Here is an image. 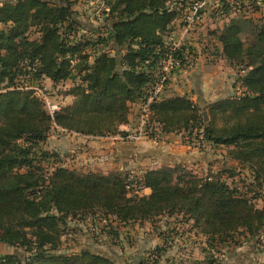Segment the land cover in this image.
I'll list each match as a JSON object with an SVG mask.
<instances>
[{
	"label": "trees",
	"instance_id": "obj_1",
	"mask_svg": "<svg viewBox=\"0 0 264 264\" xmlns=\"http://www.w3.org/2000/svg\"><path fill=\"white\" fill-rule=\"evenodd\" d=\"M102 1L104 19L88 31L93 37L78 34L72 0L0 1V243L23 250L0 255V264H117L87 249L60 253L65 226L86 217L105 227L180 217L213 250L238 235L263 239L264 20L227 17L220 28L208 30L215 43L211 54L238 69L241 95L204 107L184 96H165L150 105V122L164 135L180 134L199 150L204 144L229 148L257 187L250 197L219 174L199 176L182 165L135 174L133 183L149 189L148 195L127 190L130 173H81L58 164L51 172L43 169L40 160H48L47 153L35 151L52 128L93 138L125 135L119 126L128 122L131 104L145 100L158 63L170 50L178 0ZM256 2L222 0L213 17L245 7L259 10ZM44 80L53 86L70 82L61 95L72 102L53 116L37 95ZM161 251L155 248L133 264H157ZM163 264L224 263L209 255Z\"/></svg>",
	"mask_w": 264,
	"mask_h": 264
},
{
	"label": "rangeland",
	"instance_id": "obj_2",
	"mask_svg": "<svg viewBox=\"0 0 264 264\" xmlns=\"http://www.w3.org/2000/svg\"><path fill=\"white\" fill-rule=\"evenodd\" d=\"M203 1L204 5L200 9H197L198 11L193 15V8ZM234 1L246 5L251 0ZM72 2L73 16L80 25L78 34L90 37L91 33L88 31L97 27L104 19L105 6L103 1L72 0ZM256 5H258L259 10L255 11L254 8L247 10L246 7L240 12L231 10L227 13L226 17L222 18L223 16L220 15L213 17L214 11L220 9L221 6L218 0H178L174 4L179 12V17L175 21L178 27L176 26L174 31L179 30V33L177 32L179 35L175 37L176 34H174L173 40L180 43L181 48L185 50L187 47L188 50L190 48L192 50V57L197 58L198 54H201L205 59L204 65L206 63L211 64L210 66L220 64L219 62L222 58L211 54L215 43L213 38L208 35V30L220 28L224 20H227V17L251 19L255 23L264 20V0L257 1ZM187 21L191 23L190 31L188 32L185 31L186 27H182L184 22L186 23ZM172 31L173 28H171ZM180 32L183 33L182 36ZM91 36L93 37L94 34H91ZM243 40L246 43L251 40L248 33H244ZM187 43L191 44L192 48ZM213 59L216 63H213ZM219 67L221 65L215 66V69ZM237 70L234 69L235 82L238 77ZM235 82L233 83L232 94L230 96L238 95L236 91L237 84ZM68 85L69 82H63L59 84L58 88L53 89L52 86L41 83V89H38L37 95L43 101V104L44 99L48 98L50 101H56L62 107L69 102L68 99L61 95L68 89ZM52 132L56 135L55 128H52ZM58 136L56 139L65 137L67 144L65 148L53 150L55 148L49 147L50 145L47 144V141L41 145V148H36V156L39 153H47V158H49L48 160H40L43 169L51 172L52 168L58 164L81 173L82 171L87 172V168L83 162L84 159L80 156L83 147H85L83 146V142H81L83 141L82 138L76 136L70 139L71 136L66 133H59ZM221 150L222 152H219V154L222 156L220 158L222 163H219L217 166L212 165L213 168L211 169L207 167L202 170L197 169L198 175L204 176L207 173L211 175L219 174L227 183L250 197L257 190L256 185L252 182L250 172L247 168L238 165L231 159L229 148L224 147ZM52 155H56L57 158L55 159ZM233 170L234 174L231 176L230 174L233 173ZM124 173H130V170L128 172L124 171ZM255 206L260 207L261 201H255ZM112 223V225L110 224V226L105 227V223L98 222L97 219L91 221L87 217L82 220L69 221L67 226H65V234L61 239L60 253L69 255L78 253L81 249H87L109 257L117 264H133L141 259L146 260L149 253L157 248L159 251L162 249L157 259L160 262L157 264H163L165 259L175 262L202 260L209 255L216 257L224 264H264V238L258 241L248 236L238 235L234 243L224 245L220 250H213L207 248L205 238L199 231L191 229V224L186 223L180 217H158L153 222H143L141 224L134 222L127 225H115V222ZM21 253H23V250L20 248L0 243V255ZM24 255L27 254L24 253Z\"/></svg>",
	"mask_w": 264,
	"mask_h": 264
},
{
	"label": "crops",
	"instance_id": "obj_3",
	"mask_svg": "<svg viewBox=\"0 0 264 264\" xmlns=\"http://www.w3.org/2000/svg\"><path fill=\"white\" fill-rule=\"evenodd\" d=\"M176 26L175 22L172 26L173 31L171 32L172 36L176 34L175 37L179 35V30L174 31ZM182 34L183 33L180 32L181 36ZM187 44L190 47L192 46L189 43ZM217 48L220 49L218 45ZM196 60L197 63L192 71L178 72L172 76L165 95L168 97H187L199 107H204L207 104L213 103L221 97L230 96L236 77L234 69H232L224 59H221L219 62L220 64H214V66H210L211 64L207 63L204 65L203 62H205V59L201 54H198ZM213 63L216 62L214 61ZM217 65H221V67L215 69ZM193 75L194 77H192ZM43 83L52 86L53 89L59 86V84L53 86L49 80H44ZM65 98L69 100V102L66 103L69 105L72 102V97L65 96ZM137 108L138 105L134 103L131 104L128 122L119 126V131H133L136 129ZM55 130L56 135L53 134L51 129L46 140L47 144L50 145L49 147L55 148L53 150L65 148L67 145L65 137L56 139L59 137V133L62 134V131L58 128H55ZM70 136V139L78 136L83 140L81 142H83V146L85 147H83L80 156L84 159L83 162L87 168V172L103 174L111 172L124 173V171L128 172V170H130V173L140 174L144 169L158 168L161 165H182L192 170L194 173L199 174L196 171L197 169L202 170L205 167L211 169L213 168L212 165L217 166L219 163H222L220 159L222 156L219 152H222L221 149L224 148L221 146L211 147L209 144H204L201 150L193 148L188 149L180 134L166 135L163 141L156 144L146 140L138 143H122L111 137L91 138L75 134ZM82 173L86 172L82 171ZM149 193L150 190L146 189L143 194L148 195Z\"/></svg>",
	"mask_w": 264,
	"mask_h": 264
},
{
	"label": "built area",
	"instance_id": "obj_4",
	"mask_svg": "<svg viewBox=\"0 0 264 264\" xmlns=\"http://www.w3.org/2000/svg\"><path fill=\"white\" fill-rule=\"evenodd\" d=\"M218 1L220 2V5H222V0ZM224 1L227 3L232 2V0ZM202 5H204V1L193 8V15L198 11L197 9H200L202 7ZM182 27H186L185 31L188 32L190 31L191 23L188 21L186 23L184 22V25ZM173 38L174 37L170 34L168 38V45L170 50L166 54V56L159 61L156 78L154 82L148 86L145 100L136 103V105H138L136 114V129L133 131H124L125 135L109 136V138L111 137L122 143H138L140 141L146 140L156 144L164 140L163 138L166 135L161 132L157 125L150 122V105L151 103L157 102L163 97L167 96L165 95V92L174 74L178 72H189L194 69L197 63V58L192 57V51L190 53V48L188 50L187 47L186 50L184 49L183 51H181L182 49L180 43L175 42ZM178 51L181 52L180 55L177 54ZM236 91L238 95L242 93V88L239 83L236 86ZM44 104L49 116H53V114L55 112H58L61 108V106L56 101H50L48 98L44 99ZM195 132L196 131L193 132V135L195 134ZM186 147L188 149H198V145L197 143H195V141H193L192 143H187ZM134 175L135 173H130L128 176L127 180L129 184L127 185V190L138 195H144L143 193L145 192L146 188H143L142 186H137L135 183H133Z\"/></svg>",
	"mask_w": 264,
	"mask_h": 264
},
{
	"label": "water",
	"instance_id": "obj_5",
	"mask_svg": "<svg viewBox=\"0 0 264 264\" xmlns=\"http://www.w3.org/2000/svg\"><path fill=\"white\" fill-rule=\"evenodd\" d=\"M207 119V117H205V120Z\"/></svg>",
	"mask_w": 264,
	"mask_h": 264
}]
</instances>
